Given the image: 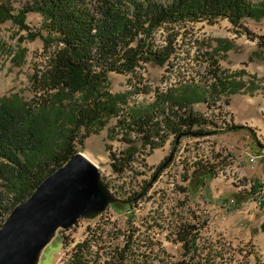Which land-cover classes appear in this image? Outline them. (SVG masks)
Masks as SVG:
<instances>
[{
    "label": "trees",
    "instance_id": "1",
    "mask_svg": "<svg viewBox=\"0 0 264 264\" xmlns=\"http://www.w3.org/2000/svg\"><path fill=\"white\" fill-rule=\"evenodd\" d=\"M31 13L43 17L48 34L44 38V67L32 77L33 86L43 94L34 106L12 100L0 103V229L15 207L79 152L74 148L82 128L102 129L112 117L121 115L119 103L126 96L110 93L112 74L134 76L129 85L136 88L144 83L139 71L145 70L142 64L166 65L176 51L179 30L187 28L188 23L213 25L226 19L240 29L245 19L259 16L249 0H0L2 23L10 20L28 29L26 19ZM162 29L170 31L160 46L155 38ZM249 36L256 40L253 34ZM259 40V45L264 44V37ZM207 61L206 76L216 80L209 91L196 85L185 86L159 96L155 105L128 108L116 126L124 135L122 142L132 144L133 133L148 143L157 136L166 141L170 133L177 138L187 135L200 121L192 110L195 104L217 99L224 90L236 93L237 87L232 90L229 86L233 76L222 71L217 60ZM51 91H56L59 98L66 93L82 97V104H76L70 116L72 127L64 130L58 151L52 149L58 140L54 124L44 114L53 103L47 95ZM166 101L167 113L161 106ZM185 108L187 111H183ZM235 129L238 127L231 130ZM133 151L134 148L131 152L126 150L129 155L125 157L124 152V159ZM53 164L55 167L51 168ZM123 164L121 161L114 169L120 170ZM204 180L196 176L194 191ZM238 201L241 203L244 198L239 197ZM205 261L215 262L210 258ZM86 263L92 264L88 242L82 244L74 261Z\"/></svg>",
    "mask_w": 264,
    "mask_h": 264
},
{
    "label": "built area",
    "instance_id": "2",
    "mask_svg": "<svg viewBox=\"0 0 264 264\" xmlns=\"http://www.w3.org/2000/svg\"><path fill=\"white\" fill-rule=\"evenodd\" d=\"M171 61H179L176 51ZM201 62L202 56L181 62L175 84L166 93H155L153 89L144 91V83L138 89L131 90L134 91L136 104L128 103L118 118L121 119L128 108L155 105L159 96L171 90L185 85L207 84L205 74L195 73V64ZM142 65L147 68L146 64ZM229 94V90L224 91L219 101L210 105H194V113L198 114L197 108L202 110L198 114L200 121L176 146L177 135L172 133L168 134L166 141L157 136L149 143L133 133L132 144L123 142L124 146H131L138 140L139 147L125 159L123 151L115 150L109 161L110 167L107 170L100 169V173L110 192L129 203H119L120 208H116L118 204L110 205L97 218L81 219L72 228L63 230L62 251L57 264H74L76 254L84 242H93L92 250H96L94 264H124V255L131 253V243L140 238L136 235L139 224L151 226L152 234L155 235V243L147 242V248L165 246L172 250L174 256L181 258V264H201V260H207L208 253H202L206 235L216 229H223L224 236H232L227 227L232 216L237 214L247 220L262 212L264 187L257 185L245 169L247 164L255 168L259 159L264 158V148H261L262 154L257 155L248 146L239 148L221 137L236 127L235 120H228V112H233ZM161 106L167 113V101ZM183 111H187V108ZM203 138L212 140V148L198 152V143ZM159 150L167 152L159 163H153L151 159ZM172 152V160L162 168ZM121 161L123 166L115 170L114 165ZM172 161H182V168L172 169ZM221 165L233 166V173L218 177L217 169ZM198 175L205 180L194 191L193 183ZM166 178L175 179L174 189H166ZM160 191H169V199L163 212V227H154L153 219H150V208ZM239 197L244 198V201L239 203ZM115 221L123 222V228L129 232V239L120 240L114 236ZM97 223H107V231L96 232ZM239 253L240 260H236L235 264H248V260L243 262L246 257L243 252ZM140 255H143L144 264L146 250ZM227 258H220L218 264H227Z\"/></svg>",
    "mask_w": 264,
    "mask_h": 264
},
{
    "label": "rangeland",
    "instance_id": "3",
    "mask_svg": "<svg viewBox=\"0 0 264 264\" xmlns=\"http://www.w3.org/2000/svg\"><path fill=\"white\" fill-rule=\"evenodd\" d=\"M249 1L259 16L245 19L243 28H235L225 19L213 25L207 22L188 23L187 28L179 30L181 34L176 39V52L179 61H171L169 65L163 66L149 62L146 64L147 68L143 65L145 70L141 69L139 71L143 73L142 82H144L145 89H153L156 93L162 91V88L166 85H173L172 82L176 79V74L174 75L175 69L171 70L169 66L176 64L181 69V62L192 57L199 59V56H202L204 60L201 64H195V70H198L199 73L206 72L209 66L207 59L210 58L218 61V67L222 71L227 70L228 67L236 68L249 64H252V67L255 68L256 66L264 67V44H258L261 41L259 38L264 37V0ZM26 26L29 28L24 29L10 20L3 23L0 21V103L4 100H12L34 106V104H37L38 98L43 94L42 91L35 89L33 86L32 77L37 69L44 67L46 53L44 51V38H48V34L44 28V19L38 13H31L27 16ZM169 31L162 29L157 32L155 38L157 45L161 46L164 44L165 37ZM249 33L254 35L255 41L249 36ZM32 34L36 37H32ZM207 52L209 53L208 55ZM237 74L240 75L235 72L230 76H233L232 79H234L238 77H234ZM134 80L135 77L132 75L112 74L110 77V86L108 87L110 93L112 95L126 96L125 101L119 103V114L122 113V108L127 106L128 103L136 104L134 91L131 90H136L141 85L133 88L129 84ZM255 87L252 86L250 88L249 86L246 93H252L253 89H256ZM201 88L204 89L205 86H201ZM199 91L202 93V90L199 89ZM56 93V91H51L47 94L53 103L51 108L44 111V114L46 113L50 118L49 121L54 124L53 132L58 140H55L52 149L58 151L62 143L64 130L72 127L70 116L73 114L76 104H82V97L80 94L71 96L66 93L59 98L55 96ZM232 94H229L230 97ZM201 111V108H197L196 112L200 114ZM118 120L117 116L112 117L102 129L98 126L91 128L90 131L82 128L79 131V137L74 149L85 154L100 169L107 170L110 167L111 155L115 150L123 152L129 150L131 152L133 148L135 150V148L139 147L138 140H135L134 147H132L133 145L124 146L122 142L124 135L116 127ZM253 148L257 149V145L253 144ZM166 152V150H159L156 155L163 157ZM128 155L125 152V157ZM151 161L153 162L152 159ZM54 167L55 164L51 166V168ZM172 184V178H167L166 189H173ZM167 199H169V191H160L157 194V198L153 201L150 208V219H153V226L155 227L158 221L162 225L165 222V213L163 212L167 206ZM105 226L107 227V223ZM122 227V222H114V233L117 234L118 231L125 230ZM62 231L58 232L55 240L44 250L40 264H57L59 254L62 251ZM136 233L140 237L141 252L147 249V241L148 243H155V235L152 234V227L148 226V224H139L136 228ZM205 243L202 247V253H208L207 258L215 261L211 264H218L219 259L226 256H228L227 264H235L236 260H240V253L238 252H243V256H246L243 262L248 260V264H254V260L247 257L250 256L253 248L248 244H241L240 247L237 244L234 245L232 236H224L223 229H216L212 234L206 235ZM146 256L144 264L181 263V258L175 257L172 250L165 246H155L147 249ZM141 260L143 263V255H141ZM255 261L257 264H264V254L259 253ZM201 264H206L205 260H201Z\"/></svg>",
    "mask_w": 264,
    "mask_h": 264
},
{
    "label": "water",
    "instance_id": "4",
    "mask_svg": "<svg viewBox=\"0 0 264 264\" xmlns=\"http://www.w3.org/2000/svg\"><path fill=\"white\" fill-rule=\"evenodd\" d=\"M185 134L178 136L175 146ZM173 152L163 164L164 168ZM124 202L104 183L100 168L82 152L49 175L0 229V264H40L58 232L79 220H92L110 205Z\"/></svg>",
    "mask_w": 264,
    "mask_h": 264
},
{
    "label": "crops",
    "instance_id": "5",
    "mask_svg": "<svg viewBox=\"0 0 264 264\" xmlns=\"http://www.w3.org/2000/svg\"><path fill=\"white\" fill-rule=\"evenodd\" d=\"M225 72L229 75L235 72L240 74L237 78L229 79L230 88L233 90L237 87V92L231 95L229 104L238 129L231 130L221 137L239 148L248 146L253 153L261 155L263 150L261 146H264V67L255 68L249 64L236 68L228 67ZM249 86L250 88L256 86V89H253L252 93H246ZM253 144L257 145V149L253 148ZM161 159L162 156L157 155L152 158L153 163H159ZM245 172L257 182V185L264 187V158L259 159L255 168L247 164ZM227 227L232 234L234 245L240 247L241 244H248L253 248L250 256L254 264H257L255 261L257 255L264 254V210L247 220L235 214L227 222Z\"/></svg>",
    "mask_w": 264,
    "mask_h": 264
},
{
    "label": "bare ground",
    "instance_id": "6",
    "mask_svg": "<svg viewBox=\"0 0 264 264\" xmlns=\"http://www.w3.org/2000/svg\"><path fill=\"white\" fill-rule=\"evenodd\" d=\"M169 65V64H166ZM175 65V66H174ZM171 68V70L175 69V73L176 74L175 78H177V73L179 70H181L179 68L178 65L176 64H172L169 66ZM195 73L198 74H205V76L207 75L206 72H202L199 73L198 70H195ZM210 74V73H209ZM172 77V76H171ZM162 78V77H161ZM169 78V77H168ZM206 78L208 79V83L207 84H191L192 86H205V90L209 91L211 89V85L213 84V82H215V78H213L212 76H209ZM166 79V78H165ZM176 80V79H175ZM166 82V80H165ZM173 85L175 84V81L172 82ZM167 86V85H166ZM162 88L163 90L160 91L162 93H166L170 87L172 85H169L167 87ZM185 86H190V85H185ZM163 87V86H162ZM157 93V92H156ZM208 96V95H207ZM221 96V94L219 95V97ZM217 97V96H216ZM219 97L217 99H208L205 100L204 102H202L203 105H210L211 103H215L217 101H219ZM208 98V97H207ZM214 98V97H213ZM197 105V104H196ZM168 107V106H167ZM228 120H235L234 118V114L233 112H228ZM212 148V140L210 138H203L200 140V142L198 143V152H205L207 149ZM182 168V161H172V169H181ZM233 173V166L231 165H221L218 169H217V176L218 177H225L228 174ZM167 180V178H166ZM169 181V180H168ZM172 187L174 189L175 187V179L172 178ZM165 193V192H164ZM168 198V197H167ZM155 199V198H154ZM153 199V201H154ZM164 199V198H163ZM160 201V199H159ZM158 203V202H157ZM166 205V204H165ZM162 206V205H161ZM163 207V206H162ZM157 208V207H156ZM160 211V210H159ZM161 213V212H160ZM162 216V215H161ZM160 216V218H161ZM115 222H122V221H115ZM123 223V222H122ZM106 223H97L96 224V232H104L107 231V227L105 226ZM120 225V224H119ZM141 225V224H140ZM155 227V226H154ZM156 227H163L162 224H160V222H157V226ZM123 228V227H122ZM140 233V232H139ZM137 237H138V233H136ZM114 236H118V239L120 240H127L129 239V232L127 230H122V231H118V233H114ZM148 242V241H147ZM86 243V242H84ZM83 243V244H84ZM89 243V249H90V253H91V259H92V264H94V259L96 258V250H92L93 249V242H88ZM145 244V243H144ZM143 245V244H142ZM145 247V246H144ZM147 247V246H146ZM203 247V246H202ZM147 249H151V248H147ZM146 249V250H147ZM208 249V248H207ZM143 251V250H142ZM165 252V251H164ZM208 252V251H207ZM141 241H133V243H131V253L129 254H125L124 255V264H142V260H141ZM161 254V253H160ZM171 256V254H170ZM147 257V256H146ZM164 257V256H163ZM176 257V256H175ZM213 257V255H212ZM180 258V257H178ZM146 261V260H145ZM206 262V261H205ZM212 262V261H211ZM207 264V263H206Z\"/></svg>",
    "mask_w": 264,
    "mask_h": 264
}]
</instances>
